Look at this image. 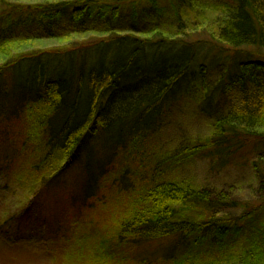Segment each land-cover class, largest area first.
I'll list each match as a JSON object with an SVG mask.
<instances>
[{
	"label": "trees",
	"instance_id": "trees-1",
	"mask_svg": "<svg viewBox=\"0 0 264 264\" xmlns=\"http://www.w3.org/2000/svg\"><path fill=\"white\" fill-rule=\"evenodd\" d=\"M7 1L0 0V48L28 24L41 25L42 31L27 32L18 38L20 44L51 40L54 35L47 32L54 30L57 19H67L76 34L105 35L86 45L28 52L0 66V143L16 144L13 152L18 160L26 161L20 160L34 176L57 166L46 180L42 175L38 178L44 190L54 194L63 184V179L56 178L86 159L82 196L62 187L70 209L80 204V211L86 210L80 214H88L99 195L96 188L109 172L110 155L158 130L172 102L199 87L204 88L201 112L209 115L211 132L196 144L184 145L185 158L205 155L225 167L254 143L264 148V60L231 58L219 84L211 87L206 84L204 67L199 74L193 70L199 49L185 40L119 35L123 31L147 35L144 28L154 27L157 19L152 11L142 17L139 13L143 1L146 10L154 9L155 0ZM129 5L136 6L130 8L127 21L124 10ZM223 5L225 18L214 41L236 51L244 47L264 51V0H228ZM97 18H103L99 29L94 28ZM235 86L240 103L222 109L220 94L229 87L236 90ZM94 152H98L95 158ZM252 167L257 190L264 192V163L253 160ZM127 174L124 167L123 178L116 182L119 191L124 190ZM154 179L157 183L143 188V196L135 198L131 193L134 199L126 214L133 217L121 223L119 247H136L137 253L146 244L171 240L177 244L176 251H185L202 247L210 239L219 249L227 237L237 239L249 227L254 234L239 260L264 264V219L260 221L264 201L260 199L262 206L251 209L246 205L238 218L229 219L218 214L240 206L229 197L233 187L217 190L199 188L191 180ZM106 198L102 195L98 200L107 202ZM143 203L144 208H136ZM14 233L15 227L0 225V241L5 244L17 241ZM192 237L194 242H190Z\"/></svg>",
	"mask_w": 264,
	"mask_h": 264
},
{
	"label": "rangeland",
	"instance_id": "rangeland-1",
	"mask_svg": "<svg viewBox=\"0 0 264 264\" xmlns=\"http://www.w3.org/2000/svg\"><path fill=\"white\" fill-rule=\"evenodd\" d=\"M34 1L7 2L24 4ZM55 1L71 0H50ZM224 3H228V0H155L154 9L145 10L146 3L143 1L140 17L152 11L157 23L154 27L143 26L147 35L129 31H123L119 35L126 37L130 33L142 39L154 37V40L162 35L173 41L185 40L199 49L193 70L199 74L204 67L206 84L216 87L227 67L231 66V58L250 60L253 56L254 60H264V51L244 47L237 50L241 51L240 54L236 53L235 48L215 42L213 36L218 37L225 18ZM134 6L136 5H129L124 10L127 21ZM99 20L103 18L96 19L94 28L99 29L102 23ZM69 26L67 19H57L54 30L47 32L53 33L54 38L28 45L20 44L18 38L27 32L40 33L42 26L32 27L28 24L22 27L17 30V34L12 35V41L0 48V66L28 52L63 49L105 39V35L101 34H76ZM127 27L131 26L127 23ZM235 89L229 87L225 93L220 94L218 103L222 109L240 103L236 86ZM203 91L204 88L199 87L195 92L175 99L165 112L163 124L158 130L145 134L140 141L129 143L125 148H118L114 152L116 155H110L109 172L107 177L101 178V186L96 188L99 195L94 198L92 210L88 214H80L81 211H86H80V204L75 206L76 209H70L69 197L66 199L67 194L62 188L75 189L82 196L81 182H85L87 177L84 170L86 159L56 178L58 181L63 179V184L58 190L60 192L54 194L44 190V183L38 178L42 175L46 180L57 171V166L47 167L48 170L34 176L30 170L26 171L28 164L20 162L24 159L18 160L13 152L17 149L16 144L0 143V225L13 229L15 227L14 236L18 237V243L16 241L10 245L0 241V264H250L239 260L248 245V238L254 234L249 227L237 239L233 235L227 237L223 247L219 249H216L210 239L202 247L191 246L185 251L182 248L181 251H176L177 244L171 240L146 244L137 248V253L134 252L136 247L124 249L117 243L123 219L133 217L126 214L129 203L134 199L131 193H134L135 198L143 196V188H150L151 185L153 188L157 183L155 177H161V181L191 180L199 188L228 190L233 187L229 197L240 206L222 209L218 214L220 217L236 219L246 205L250 209L252 206H262L263 202L259 201H264V192L257 190L258 180L252 162L258 160L264 163V148L254 143L225 167L205 155L185 158L186 154L182 152L184 145L196 144L211 132L212 121L208 114L201 112V102L205 96ZM97 150L100 152L99 148ZM98 152H94V158ZM102 155L106 158L107 153ZM13 159L14 168L11 164ZM58 163L59 161L55 164ZM124 167L128 168L129 174L126 175L127 181L122 192L118 190L116 182L123 178ZM112 183L115 185L111 186ZM109 192L112 193L111 196L108 195ZM102 195L107 197V202L98 200ZM143 204L136 208H144L146 204ZM261 214L260 221L264 219V212ZM190 242H194V237Z\"/></svg>",
	"mask_w": 264,
	"mask_h": 264
}]
</instances>
